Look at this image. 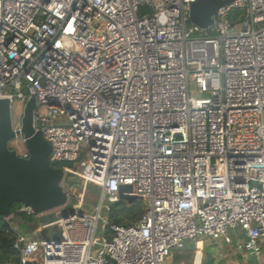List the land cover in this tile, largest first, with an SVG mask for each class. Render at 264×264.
Wrapping results in <instances>:
<instances>
[{
	"label": "built area",
	"instance_id": "built-area-1",
	"mask_svg": "<svg viewBox=\"0 0 264 264\" xmlns=\"http://www.w3.org/2000/svg\"><path fill=\"white\" fill-rule=\"evenodd\" d=\"M197 1L0 0V100L36 101L68 204V176L81 179L74 215L18 233L14 264H167L199 242L203 264L205 240L231 245L236 231L237 251L264 255V0H223L208 29L191 23ZM125 186L146 212L100 240Z\"/></svg>",
	"mask_w": 264,
	"mask_h": 264
},
{
	"label": "water",
	"instance_id": "water-1",
	"mask_svg": "<svg viewBox=\"0 0 264 264\" xmlns=\"http://www.w3.org/2000/svg\"><path fill=\"white\" fill-rule=\"evenodd\" d=\"M231 2L223 0H198L192 5L191 23L201 29H208L218 20L221 8ZM36 101L31 100L25 107L20 123L16 130L9 100H0V218L11 217L12 207L23 204L33 208L37 215L65 207L68 196L60 183L64 172L50 165L51 146L40 132L34 129V113ZM22 138L29 153V158L18 156L10 144ZM75 188H81V179H71ZM132 193L131 186L120 188V198L129 205L141 200ZM70 214L74 215V212ZM79 216H82L78 212ZM67 215L65 216V218Z\"/></svg>",
	"mask_w": 264,
	"mask_h": 264
},
{
	"label": "rangeland",
	"instance_id": "rangeland-1",
	"mask_svg": "<svg viewBox=\"0 0 264 264\" xmlns=\"http://www.w3.org/2000/svg\"><path fill=\"white\" fill-rule=\"evenodd\" d=\"M15 93L13 90H9L7 93ZM192 95L193 96H199V93L193 89L192 90ZM200 96L202 97H207L209 96L201 94ZM26 102H22L20 99H15L12 106H11V115H12V120H13V124L15 126V128H18V126L21 123V119L23 116V112L24 109L26 107ZM10 148L12 150H16L17 148H19L20 150L24 151L26 149V146L23 142V139L20 137L17 140L13 141L10 144ZM18 150V149H17ZM70 167H73V169L76 170V168L72 165H70ZM73 179L72 175H69L67 178V184H68V190L71 192V194L74 195L73 200H71L68 204V206L65 209H68V211H64L61 214L58 213L57 210H53L52 212H49L48 214H45V216H49V215H53L56 214L58 219L64 218L66 215L70 214L72 211L71 206L76 204L78 202V199H76V197L79 195V190L75 187H73L70 183V180ZM98 187L96 185H93L90 187L89 190V194L87 195V197L84 200V206H85V212H93L97 202L96 200V195H98ZM110 213L104 211L102 214V220L100 222V229L98 232V238L100 240L103 239L102 236L105 235V228L106 226H108L109 224H111V218H110ZM56 216L53 215L52 218L50 219H46V217L41 218V217H32V223H27L26 220L24 221L21 217H15L12 221L11 224L17 228V225L19 224V228L22 230V233H28V228L30 230V228L34 225H42L44 223H46L47 221H54L53 219H55ZM20 222V223H18ZM108 229V228H107ZM34 236V235H33ZM48 239L54 240V239H60V236L57 235L56 233H50V236L48 237ZM206 242V247L204 249V262L203 264H217L215 261V247H217V245H215V241H207ZM197 255H202L201 252H199L197 250V247H188L185 251L180 252V251H173L172 255L169 257L167 264H202V260H198L199 262L194 263V259L195 256ZM11 264H14L13 261L11 262Z\"/></svg>",
	"mask_w": 264,
	"mask_h": 264
},
{
	"label": "trees",
	"instance_id": "trees-1",
	"mask_svg": "<svg viewBox=\"0 0 264 264\" xmlns=\"http://www.w3.org/2000/svg\"><path fill=\"white\" fill-rule=\"evenodd\" d=\"M246 16L245 10H233L228 16V20L234 23H240ZM21 204H15L12 207V212L15 213L16 209ZM68 211V209H66ZM72 212V211H71ZM146 212V205L142 200H138L129 205L126 202H120L111 206L110 218L111 224L117 226L129 227L137 223L144 216ZM27 223H32V217L27 215H19ZM37 225H34L32 230L36 229ZM31 230V229H30ZM108 230V229H107ZM41 236L45 235L40 234ZM18 238V232L15 230L11 223L4 222L3 218H0V264H11L18 262V251L15 248V244Z\"/></svg>",
	"mask_w": 264,
	"mask_h": 264
},
{
	"label": "crops",
	"instance_id": "crops-1",
	"mask_svg": "<svg viewBox=\"0 0 264 264\" xmlns=\"http://www.w3.org/2000/svg\"><path fill=\"white\" fill-rule=\"evenodd\" d=\"M20 223V222H18ZM15 228V227H14ZM33 228V226H32ZM28 230V233H22V230L19 228V224L17 225V228L15 230L18 233H22L28 237H31V235L34 233L35 229ZM234 243L231 245L225 244L223 241L215 242L217 247H215V261L217 264H264V255L260 258H257L254 255L239 252L235 248V244L242 239V233L241 231H236L232 233ZM203 242L198 243L197 250L202 253L203 250ZM262 250L264 252V240L261 242ZM206 247V246H205ZM204 247V248H205ZM199 262V261H197Z\"/></svg>",
	"mask_w": 264,
	"mask_h": 264
},
{
	"label": "flooded vegetation",
	"instance_id": "flooded-vegetation-1",
	"mask_svg": "<svg viewBox=\"0 0 264 264\" xmlns=\"http://www.w3.org/2000/svg\"><path fill=\"white\" fill-rule=\"evenodd\" d=\"M74 187V185H72Z\"/></svg>",
	"mask_w": 264,
	"mask_h": 264
},
{
	"label": "bare ground",
	"instance_id": "bare-ground-1",
	"mask_svg": "<svg viewBox=\"0 0 264 264\" xmlns=\"http://www.w3.org/2000/svg\"><path fill=\"white\" fill-rule=\"evenodd\" d=\"M199 243H201V242H199Z\"/></svg>",
	"mask_w": 264,
	"mask_h": 264
}]
</instances>
